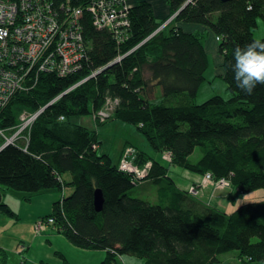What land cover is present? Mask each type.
<instances>
[{
    "label": "trees",
    "instance_id": "obj_1",
    "mask_svg": "<svg viewBox=\"0 0 264 264\" xmlns=\"http://www.w3.org/2000/svg\"><path fill=\"white\" fill-rule=\"evenodd\" d=\"M163 1L168 17L177 13L174 22L157 30L168 17L158 20L152 0H134L131 34L121 47L93 24L90 14L80 16L89 42L83 69L67 77L43 73L29 91L12 99L17 96L16 103L32 110L45 108L30 123V137L18 139L27 144L26 150L8 145L0 152V198L9 188L35 193L72 186L53 214L73 243L107 251L100 264H121L118 255L123 254L145 258L148 264H212L231 250L238 251L242 263L264 264V200L220 211L207 201L206 190L221 178L228 182L224 189L241 193L264 188V85L248 95L235 86L230 71L237 47L264 42L253 33L258 19L264 20V0ZM180 23L206 30L185 31ZM205 32L221 37L223 78L231 97L217 94L199 104L153 103L156 86L167 98L197 96L210 64ZM108 97L120 102L104 122L118 119L135 125L153 149L170 154L172 164L200 174L210 171L215 184H198L195 194L190 185L186 192L180 190L179 198L169 191L173 182L167 167L139 149L137 164L153 160L144 179L155 182L146 185L148 191L160 188L165 194L157 202L132 196L140 183L118 168L122 155L114 163L109 154H99L93 147L101 143L97 130L81 121ZM0 109L1 128L9 131L19 124L13 109ZM197 149L201 156L195 163L190 157ZM96 188L105 196L101 210L94 203ZM183 197L189 199L185 206Z\"/></svg>",
    "mask_w": 264,
    "mask_h": 264
},
{
    "label": "built area",
    "instance_id": "obj_2",
    "mask_svg": "<svg viewBox=\"0 0 264 264\" xmlns=\"http://www.w3.org/2000/svg\"><path fill=\"white\" fill-rule=\"evenodd\" d=\"M133 4L134 0H0V108L7 106L18 92L29 91L43 73L67 77L83 69L89 49L80 21L83 14H90L93 24L107 30L121 47L131 34ZM119 102V98L108 97L104 105L94 111V118L106 121L114 114ZM39 113L34 114L24 127ZM4 130L7 132L0 127V137L5 135ZM19 132L14 134L18 139L23 137L18 135ZM137 153L135 147L127 146L118 168L139 183L147 178L152 161L137 164ZM165 158L171 159L170 154L167 153ZM203 180L207 183L202 181V186L211 185L208 183L213 182L214 176L208 172ZM218 182L216 187L219 188L228 184L224 178ZM190 192L195 194L197 189L191 187ZM54 219L47 218L48 223ZM59 230L62 226L54 228L56 232Z\"/></svg>",
    "mask_w": 264,
    "mask_h": 264
},
{
    "label": "crops",
    "instance_id": "obj_3",
    "mask_svg": "<svg viewBox=\"0 0 264 264\" xmlns=\"http://www.w3.org/2000/svg\"><path fill=\"white\" fill-rule=\"evenodd\" d=\"M181 27H183L185 31L189 32L197 31V29H206L202 25L193 23L184 24L181 25ZM210 39L215 40V37H210ZM217 46L218 43H206L205 48L207 53H216L215 51ZM146 153L151 156V154L148 152ZM160 156L161 155L159 153L157 157H151L167 167L169 172L167 176L170 177L173 182V185L169 187V191L179 198L180 190L186 192V188L189 187L192 182L201 179L200 174L190 172L189 170L176 166L172 163L168 164L165 162L166 159L162 160V157ZM68 175L69 174H67L65 177L69 178L70 175ZM159 181H162V178ZM139 183L140 186L145 187L146 189L144 192L145 197L143 199L147 200V198H149V200L152 202H157L154 200H157L158 197H160L162 194H165V189H163V191H159L160 188L156 193L153 194L148 191L149 188H146V185L152 186V183H155L152 179H147ZM63 188H66L65 191L59 190V188L50 189V191L53 193H48L45 191L27 193L25 191L7 189L2 191L0 198L3 212L0 216V264H100L106 258L107 251L105 249L83 248L73 243L67 236L60 235L52 228H50L52 231L51 234H48L47 232H44L43 234L34 233L32 229L33 221H35L38 217L53 213L55 211V205L57 202H59L61 198L65 197H62L63 193H65L66 198L71 194V192L67 193L69 186L68 188L67 186ZM206 190L208 194V202L212 204L216 201L218 203L219 198H221L222 208L228 210L227 208L231 207V205L226 207V204L223 202V200L227 198V192H223L220 195L219 190H217L215 194H212L210 187ZM59 192L61 194L58 198ZM183 199L185 200H181L182 206H185L184 202L188 203L189 199H186L185 197H183ZM22 250L25 251L21 252ZM229 253L232 252L229 251L221 254L219 256L220 262H215L213 264H229V260H225L221 257ZM235 255L238 257V253ZM18 256H21L22 259H18ZM123 257L130 258V264H139V260L134 258L133 254H126ZM144 261L145 264H148L146 259ZM236 262L239 264V258Z\"/></svg>",
    "mask_w": 264,
    "mask_h": 264
},
{
    "label": "rangeland",
    "instance_id": "obj_4",
    "mask_svg": "<svg viewBox=\"0 0 264 264\" xmlns=\"http://www.w3.org/2000/svg\"><path fill=\"white\" fill-rule=\"evenodd\" d=\"M152 3L154 5L155 14H156L158 20H160L161 18H164V17H168L171 14L169 12V6L166 4L165 1H163V0H152ZM176 14L177 13L168 17L166 19V22H164L162 24V26L159 27L157 30H160L162 27H164L166 23H168L170 21L172 22L174 20V17ZM184 24H190V23H180L179 25H184ZM199 30H201V29H199ZM204 30H206V29H204ZM253 33H254V36L258 39L264 38V20L262 18L258 19V25L256 28L253 29ZM210 37H215V35L212 32H205L204 44H206L208 42L210 44L219 43L218 42L219 39L217 36L215 38H217L218 41L216 39L211 40ZM215 52L216 53L209 52V54H208L210 64H209V68L206 71V79L201 84L200 89L198 91V94L194 99H191L187 93L171 96L168 98L164 97L162 95L161 87L156 86L155 94H154V97L151 98V101L153 103H156V104H164V105H184V104H187V103L193 102V101L196 104L203 103L204 101H206L210 97L217 95V94L222 95L226 99L230 98L231 93L228 90L227 84L223 78L224 67L222 66V55L219 52L218 46H217V49ZM22 92L23 91L18 92L16 95L18 96V94L22 93ZM16 97L14 100H12V102H14V104H12V105L8 104L9 106L7 105L5 107H9L10 109H13L17 113L16 119H17V121H19V124L15 127H11V129H9V131H7L8 133L5 130L3 131V133L9 135L11 133L16 134L17 132L20 131L18 133V135H23V136H26L29 138L30 137L29 133H31L30 124L26 128L24 126L26 125L27 121H29V119L32 118V116L34 114L42 111V108H39L37 110H32V109L28 108V106L27 107L21 106L15 102ZM12 106H14V107H12ZM2 108H4V107H2ZM2 110L3 109H0V112ZM93 114H94V112L92 113V115L90 114V115L83 116L81 118V121L82 122L84 121L87 124V126H89L91 129L97 130V133L99 134L98 139H100L101 143H96L94 148L98 149L99 154H103V153L109 154L110 157L112 158L113 162L116 163L117 159L121 157L124 149L127 146H133V147L136 146L141 151L148 152L153 157H157V155L160 153V155H161L160 157H162L161 159L162 160L166 159L165 155L167 153H161V152L153 149L149 145V142L147 141L146 137L138 130V128L135 125L129 124L127 122H124V121H121L118 119H111L107 122H99L97 119L94 118ZM37 118L38 117H36V119ZM1 138L2 137H0V139ZM21 139H22L21 140L22 142L25 141L24 138H21ZM99 144H100V147H99ZM200 156H201V152L199 151V149H197L195 155L190 157V159L192 162L197 163V161L200 159ZM150 160L153 162L152 159H150ZM165 162L168 164L172 163V161L170 159H166ZM190 172H193V171H190ZM208 172L211 173L210 171H208ZM208 172H206L204 174L193 172L196 174H200L201 179L198 181L192 182L190 184L191 185L190 191H191V187H194L197 189L199 187L198 184L201 185L202 181H203V183H207V182H204L203 178H204L205 174H207ZM67 179L70 180L71 176H69V178H67ZM214 181L215 180H213L212 183H208V184H215ZM218 183L219 182L217 181L216 184H218ZM207 186L208 185H206L204 187H207ZM67 188H68V186H67ZM141 188H143V189H141ZM146 188H148V186H146ZM50 189L51 188H47L46 190H42V192L45 191L48 193H53L52 191H50ZM52 189H54V187H52ZM65 189L62 188L61 190L65 191ZM223 189L224 188L219 189V194L221 195V193H223V192L228 193L227 198H225L223 200V202L226 204V207H228V205H231V207L227 208L228 210H225L224 208H222L221 207L222 201H221V198H219L218 203L215 201V203H212V205L214 207L218 208L220 211L233 212L239 207V205H241L245 202L263 201L264 200V188L256 189L253 191H247L244 193H241L238 189H235L233 187L227 188L224 190ZM7 190H10V189H7ZM16 191H18V190H16ZM72 191H73V187L69 186V188L67 189V193H70V192L72 193ZM145 191H146L145 187L135 186L133 188V191L131 192V195L134 197L144 198L145 197V193H144ZM210 191H212V194H215L216 187H211ZM60 194L61 193L59 192L58 198H59ZM63 196H66L65 193H63L62 197ZM194 203H195V205H197L198 208L200 207L198 202H194ZM230 252H232V253L223 255L221 257L224 258L225 260L226 259L229 260V264H237L236 261H238L239 256L237 257V255H235V254L238 252L236 250H231ZM124 255H126V254L119 255L120 263H121V257ZM134 258H137L139 260L138 261L139 264H145V261H144L145 259L139 258L136 255H134ZM18 259H22V257L18 256ZM238 263L239 264H263V263H258V262L257 263L256 262L242 263L240 258H239ZM217 264H221V263H217Z\"/></svg>",
    "mask_w": 264,
    "mask_h": 264
},
{
    "label": "clouds",
    "instance_id": "obj_5",
    "mask_svg": "<svg viewBox=\"0 0 264 264\" xmlns=\"http://www.w3.org/2000/svg\"><path fill=\"white\" fill-rule=\"evenodd\" d=\"M230 71L235 86L248 95L253 94L258 85H264V42L254 40L237 47L233 52ZM121 264H130V258L122 256Z\"/></svg>",
    "mask_w": 264,
    "mask_h": 264
},
{
    "label": "bare ground",
    "instance_id": "obj_6",
    "mask_svg": "<svg viewBox=\"0 0 264 264\" xmlns=\"http://www.w3.org/2000/svg\"><path fill=\"white\" fill-rule=\"evenodd\" d=\"M219 41L217 40V38H215L219 43H218V47H219V44H220V41H221V37L217 36ZM221 54V53H220ZM99 121V120H98ZM101 122V121H99ZM8 133V132H7ZM8 145H17L23 149H27V144H21L18 140V138L13 135L12 133L11 134H5V135H2V138L0 139V152L5 148L7 147ZM171 160V159H170ZM10 190H15L13 188H9ZM65 198H61L59 200V202H57V204H61L63 205L64 202H65ZM2 208H1V203H0V216L2 214ZM54 213V212H53ZM49 214V215H46V216H42V217H38L35 221H33L32 223V229L34 231V233L36 234H40V233H48V234H51L52 231L50 228L54 229L55 227H58V226H62V225H59L58 223V220H57V217L53 214ZM50 217H54V222L52 223H48V220L47 218H50ZM65 230L66 228L64 226H62V230H60L58 233L63 235V236H67L66 233H65ZM26 246V245H25ZM22 248V246H21ZM25 250H22L21 252H23ZM24 255V253H23Z\"/></svg>",
    "mask_w": 264,
    "mask_h": 264
},
{
    "label": "water",
    "instance_id": "obj_7",
    "mask_svg": "<svg viewBox=\"0 0 264 264\" xmlns=\"http://www.w3.org/2000/svg\"><path fill=\"white\" fill-rule=\"evenodd\" d=\"M104 201L105 196L103 190L101 188H96L94 203L97 210H101L103 208Z\"/></svg>",
    "mask_w": 264,
    "mask_h": 264
}]
</instances>
